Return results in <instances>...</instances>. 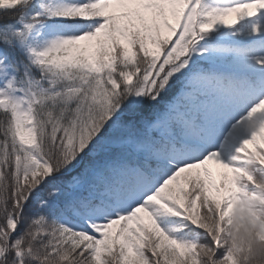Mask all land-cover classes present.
<instances>
[{
  "label": "snow or ice",
  "instance_id": "snow-or-ice-1",
  "mask_svg": "<svg viewBox=\"0 0 264 264\" xmlns=\"http://www.w3.org/2000/svg\"><path fill=\"white\" fill-rule=\"evenodd\" d=\"M0 264H264V0H0Z\"/></svg>",
  "mask_w": 264,
  "mask_h": 264
},
{
  "label": "rangeland",
  "instance_id": "rangeland-1",
  "mask_svg": "<svg viewBox=\"0 0 264 264\" xmlns=\"http://www.w3.org/2000/svg\"><path fill=\"white\" fill-rule=\"evenodd\" d=\"M231 19V18H230ZM214 166V165H211V167Z\"/></svg>",
  "mask_w": 264,
  "mask_h": 264
}]
</instances>
